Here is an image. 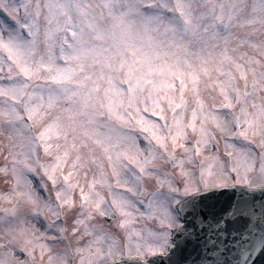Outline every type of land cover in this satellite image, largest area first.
<instances>
[{"label":"snow or ice","instance_id":"1","mask_svg":"<svg viewBox=\"0 0 264 264\" xmlns=\"http://www.w3.org/2000/svg\"><path fill=\"white\" fill-rule=\"evenodd\" d=\"M0 184V264H264V0H0Z\"/></svg>","mask_w":264,"mask_h":264},{"label":"rangeland","instance_id":"2","mask_svg":"<svg viewBox=\"0 0 264 264\" xmlns=\"http://www.w3.org/2000/svg\"><path fill=\"white\" fill-rule=\"evenodd\" d=\"M221 154L223 155V143H221ZM3 189V185L0 184V190ZM39 227V225H38ZM137 227L142 228L147 232L148 230H155L160 228V224L158 220L149 219L148 217H143L140 219L139 223L137 224Z\"/></svg>","mask_w":264,"mask_h":264},{"label":"water","instance_id":"3","mask_svg":"<svg viewBox=\"0 0 264 264\" xmlns=\"http://www.w3.org/2000/svg\"><path fill=\"white\" fill-rule=\"evenodd\" d=\"M163 264H167V262H166V261H164V262H163Z\"/></svg>","mask_w":264,"mask_h":264}]
</instances>
